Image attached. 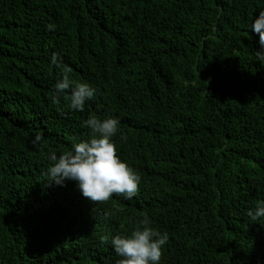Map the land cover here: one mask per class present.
<instances>
[{"label": "trees", "instance_id": "1", "mask_svg": "<svg viewBox=\"0 0 264 264\" xmlns=\"http://www.w3.org/2000/svg\"><path fill=\"white\" fill-rule=\"evenodd\" d=\"M264 0H0V264H118L112 236L148 216L159 264H264ZM56 62L53 63V57ZM64 66L97 89L53 102ZM119 118L137 194L83 197L50 155ZM37 134L43 140L33 143ZM105 237L108 238L105 241Z\"/></svg>", "mask_w": 264, "mask_h": 264}, {"label": "clouds", "instance_id": "2", "mask_svg": "<svg viewBox=\"0 0 264 264\" xmlns=\"http://www.w3.org/2000/svg\"><path fill=\"white\" fill-rule=\"evenodd\" d=\"M249 29L259 36L260 49L255 51V59L264 64V10L254 17ZM52 62H56L55 56ZM71 71L70 67H63L62 77L54 85L52 99L59 103L64 97L69 110L83 112L97 89L86 81L74 80ZM119 125L116 116L90 115L84 121V126L90 130L89 138L74 143L62 154L50 155L54 163L47 169L48 180L57 185L72 180L81 195L94 202L109 201L113 194L131 200L139 190L141 176L117 153L114 137ZM42 140L43 135L37 134L33 143ZM247 215L253 221L264 218V200L257 201ZM104 239L108 240L107 237ZM168 240L167 231L158 230L152 226L150 218L144 216L130 232L112 236L111 246L120 258L118 264H159Z\"/></svg>", "mask_w": 264, "mask_h": 264}]
</instances>
